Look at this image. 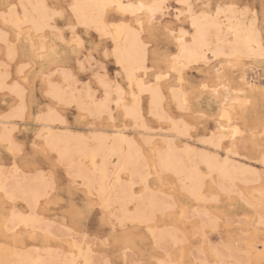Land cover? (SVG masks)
I'll use <instances>...</instances> for the list:
<instances>
[{
	"label": "snow or ice",
	"instance_id": "1",
	"mask_svg": "<svg viewBox=\"0 0 264 264\" xmlns=\"http://www.w3.org/2000/svg\"><path fill=\"white\" fill-rule=\"evenodd\" d=\"M0 264H264V0H0Z\"/></svg>",
	"mask_w": 264,
	"mask_h": 264
}]
</instances>
